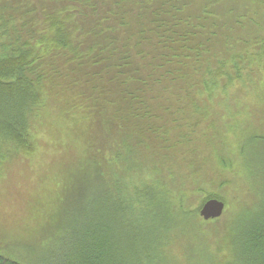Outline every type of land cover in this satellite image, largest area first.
<instances>
[{
    "label": "trees",
    "instance_id": "trees-1",
    "mask_svg": "<svg viewBox=\"0 0 264 264\" xmlns=\"http://www.w3.org/2000/svg\"><path fill=\"white\" fill-rule=\"evenodd\" d=\"M255 69L264 74V0H0V156L32 153L44 114L45 127L64 123L70 145L46 187L51 230L41 242H0V264H215L222 255L223 264H264V134L249 120L240 119L235 158L215 162L245 173L253 201L216 231L215 254L197 239L181 242L199 237L205 201L228 205L209 193L196 210L184 207L185 194L207 181L203 166L169 151L185 158L186 172L171 169L168 186L141 169L148 150L208 142L199 124L228 102L246 117L251 101L233 91L256 97L255 131L264 133L263 75L250 90L242 80ZM21 240L30 241L28 259L14 251Z\"/></svg>",
    "mask_w": 264,
    "mask_h": 264
},
{
    "label": "rangeland",
    "instance_id": "rangeland-1",
    "mask_svg": "<svg viewBox=\"0 0 264 264\" xmlns=\"http://www.w3.org/2000/svg\"><path fill=\"white\" fill-rule=\"evenodd\" d=\"M254 71H246V74L242 72V80L248 81V83H244L247 85L248 90H250L252 82H256L255 84L259 83L262 75L264 80L262 70L255 69ZM260 91L257 90L256 92ZM233 94L241 99L240 103H246V100L251 101L249 107L245 106L242 110L239 108L242 111L241 113H244L246 117L237 116L232 110L233 104L228 102L227 108H223L220 111L217 119L209 120L206 124H199L200 126L198 125L199 129L204 128V137L207 134V138H205L208 142L196 136L191 139V143L183 142L185 139L180 138L181 143L177 142L178 144H175L172 141L175 147L173 149L161 150V148H156L157 153L154 154L148 150L143 155L141 166L144 179L151 180L156 178L166 186L168 184L165 181L168 180L167 176L171 174V169L175 173L181 172L183 176L186 172L183 163L185 158H180V160L175 157L172 158V154L169 151L177 154V157L184 154L188 162H194L192 167L196 168L198 165L203 166L202 170L207 174V181L199 182V190H192L185 194L184 207L189 211L196 210L203 200V197L209 193L222 196L228 202V205L226 207L224 203V210L221 218L217 222L208 220L200 226L199 237L198 235L193 237L189 234L187 237L181 239V242L185 244V242L191 240L196 244L200 241L198 244L201 246L200 248H204L203 246H205L204 249L210 251L211 254H215L214 250L220 241V237L216 231L224 228V222L227 218L232 217L229 215L236 213L237 209H240V205H245L246 203L244 202L249 204L253 201L249 187L245 186V173L239 168H235L232 172L223 171L217 167L215 158L220 154H229L235 158L239 145L245 139V137L242 138L239 132V129H241L240 119L249 120L248 125L252 133L264 134L255 131V128H258L256 126L257 114L253 116L252 112L256 113L259 110L254 102L256 97H252L253 94H250V92L243 94L239 90L237 93L233 91ZM262 103L264 106V101ZM233 109L236 110L235 108ZM44 117H46L45 114L42 117L43 120L45 119ZM43 120L42 124L39 121L34 125L36 141L35 149L32 153L24 156H16L15 158L0 156V242L8 244L10 248H12L13 241L15 240L12 236L24 239L28 238L29 240L34 239L37 242H41L40 240H43L51 230V227L46 228L48 221H52L55 218L54 215H51L54 208L52 207V203L50 205L49 200L52 194L51 192H47L46 187L50 186L51 174L57 166L55 165V161L61 160V152H64L66 148L70 149V145L69 139L66 140L67 137L63 134V122H60L59 125L56 122L54 127H45L43 123L46 124L48 120ZM71 121L73 122V120H70V124L73 126V132L79 134L82 130L81 124H72ZM259 126L262 128L261 125ZM168 155L171 157L168 158ZM197 163L199 164L197 165ZM76 168L77 164L72 167L74 169L72 177L77 171ZM47 215L48 220L43 226H40ZM225 228H227L228 232V226H225ZM58 231H55L56 235ZM167 237L160 239L157 244L159 250H163L168 243ZM196 239L198 242H196ZM28 242L30 241H18L14 250L26 259L32 256H30ZM226 258L227 256L225 255L218 256L215 258L214 263L223 264Z\"/></svg>",
    "mask_w": 264,
    "mask_h": 264
},
{
    "label": "water",
    "instance_id": "water-1",
    "mask_svg": "<svg viewBox=\"0 0 264 264\" xmlns=\"http://www.w3.org/2000/svg\"><path fill=\"white\" fill-rule=\"evenodd\" d=\"M223 210L224 203L221 200L210 198L201 205L199 216L203 218V220L214 219L220 217Z\"/></svg>",
    "mask_w": 264,
    "mask_h": 264
}]
</instances>
